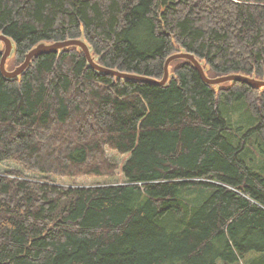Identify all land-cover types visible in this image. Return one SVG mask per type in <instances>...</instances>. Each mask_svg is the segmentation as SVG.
<instances>
[{
    "label": "trees",
    "instance_id": "1",
    "mask_svg": "<svg viewBox=\"0 0 264 264\" xmlns=\"http://www.w3.org/2000/svg\"><path fill=\"white\" fill-rule=\"evenodd\" d=\"M0 34L9 71L40 43L84 39L100 65L156 80L178 49L210 78L264 79V0H0ZM170 72L166 87L121 81L76 47L17 80L0 70V264L264 254V163L251 167L245 125L222 110L244 102L264 142V89L208 86L184 60Z\"/></svg>",
    "mask_w": 264,
    "mask_h": 264
},
{
    "label": "water",
    "instance_id": "2",
    "mask_svg": "<svg viewBox=\"0 0 264 264\" xmlns=\"http://www.w3.org/2000/svg\"><path fill=\"white\" fill-rule=\"evenodd\" d=\"M76 47L82 51L87 59L89 68L94 70L100 75L112 76L118 80L125 82H135V83H146L157 85L161 87H166L171 79L169 68L173 62L179 60H185L190 62L201 76L203 82L211 87H220L226 83H245L254 89H264V80H259L254 77H248L242 74H232L228 76L210 78L207 75V69L204 68V64L200 62L194 54L188 53L182 50L180 53H176L170 56L165 63V74L162 80H156L151 77L142 76L138 74L125 73L119 70L104 67L99 64L100 58L93 55V48L84 39H69L66 41L55 42V43H40L35 48H33L25 56V61L18 66L15 70L9 71L7 69V62L12 58L15 52V44L12 39L7 36L0 34V50H3V55L0 62V70L2 75L8 80L20 79L29 67L32 65L33 61L40 56L47 54H60L64 50Z\"/></svg>",
    "mask_w": 264,
    "mask_h": 264
},
{
    "label": "rangeland",
    "instance_id": "3",
    "mask_svg": "<svg viewBox=\"0 0 264 264\" xmlns=\"http://www.w3.org/2000/svg\"><path fill=\"white\" fill-rule=\"evenodd\" d=\"M162 12H164V9L162 10ZM178 51L179 52L177 53H180L182 50L178 49ZM10 60L11 59H9L8 62ZM8 62H7V65H8ZM202 63L205 66V63L204 62ZM169 71H170V68H169ZM222 110H223L224 116L227 119H229L230 122L232 123L233 130L238 129V127H241L242 125H245L241 127V128H244V131L239 133V135L241 136V138H239V142L246 138V141H247L246 154L249 155V161L247 160L248 163L251 165V167L255 163V166H257L258 168H262V165L264 163V142L260 139L259 136H249V132L251 130V120L252 119L249 120V112H247L245 103L240 101V102H235L233 105H230V106H227L224 104L222 106ZM244 122H247V124H243ZM236 136L238 137V133L236 134ZM203 194L204 195L206 194V197H207L211 195V192L210 190H208L206 191V193H203ZM190 198L192 199V201L199 200L200 194L192 192L190 194ZM263 262H264V254L252 252L249 255H247L244 259H240L232 263L227 262V264H263ZM218 264H225L223 262L222 257L218 259Z\"/></svg>",
    "mask_w": 264,
    "mask_h": 264
},
{
    "label": "bare ground",
    "instance_id": "4",
    "mask_svg": "<svg viewBox=\"0 0 264 264\" xmlns=\"http://www.w3.org/2000/svg\"><path fill=\"white\" fill-rule=\"evenodd\" d=\"M190 63V62H189ZM201 77V76H200ZM160 81V80H159ZM169 81H170V79H169ZM247 85V84H246ZM249 86V85H248Z\"/></svg>",
    "mask_w": 264,
    "mask_h": 264
}]
</instances>
